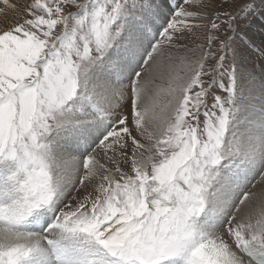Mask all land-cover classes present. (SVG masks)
<instances>
[{"label": "snow or ice", "instance_id": "6c2138e0", "mask_svg": "<svg viewBox=\"0 0 264 264\" xmlns=\"http://www.w3.org/2000/svg\"><path fill=\"white\" fill-rule=\"evenodd\" d=\"M255 6L0 0V264H264Z\"/></svg>", "mask_w": 264, "mask_h": 264}, {"label": "rangeland", "instance_id": "374dc122", "mask_svg": "<svg viewBox=\"0 0 264 264\" xmlns=\"http://www.w3.org/2000/svg\"><path fill=\"white\" fill-rule=\"evenodd\" d=\"M28 0H10V3L15 4L17 7H22L24 4H26ZM163 2L167 5L163 9V13L165 16L171 15V12L169 11L170 9H173L174 7V2L175 4L179 3V0H163ZM236 3H239V0H235ZM173 4V5H170ZM255 7L253 9L252 13V20L255 21V23H250L248 27H250L253 31H259V26L261 24H264V0H255ZM9 16H12V13H8ZM4 19V16L0 14V21ZM182 71L179 65H177L175 68H171L165 64H162L160 69L156 70L153 72V84L155 86H159L161 88H167L168 83H169V78L170 76L174 75H182ZM166 97L162 96L160 99V102L163 103L165 101ZM151 130V129H149ZM142 143H147L146 140L141 138ZM1 167L5 170V173L0 174V185L2 190L4 191H10L12 190L13 192H17L14 189V186L8 181L7 177L15 170L14 166L10 162H4L0 163ZM3 181V182H2ZM259 184H264V182H261L260 177H257L255 179L254 175H249L245 181H244V186H242V190H246L248 187V191L251 192L256 186ZM13 186V187H12ZM19 193V192H17ZM75 194V193H74ZM0 203H3L2 201Z\"/></svg>", "mask_w": 264, "mask_h": 264}, {"label": "bare ground", "instance_id": "6f19581e", "mask_svg": "<svg viewBox=\"0 0 264 264\" xmlns=\"http://www.w3.org/2000/svg\"><path fill=\"white\" fill-rule=\"evenodd\" d=\"M5 170H7V169H5ZM244 181H242V183H241V188H242V186H244L243 185ZM250 193H252L254 200L258 203L261 199H264V184H259Z\"/></svg>", "mask_w": 264, "mask_h": 264}]
</instances>
